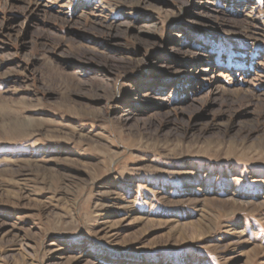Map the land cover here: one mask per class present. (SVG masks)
Masks as SVG:
<instances>
[{
  "label": "rangeland",
  "instance_id": "obj_1",
  "mask_svg": "<svg viewBox=\"0 0 264 264\" xmlns=\"http://www.w3.org/2000/svg\"><path fill=\"white\" fill-rule=\"evenodd\" d=\"M0 264H264V0H0Z\"/></svg>",
  "mask_w": 264,
  "mask_h": 264
}]
</instances>
